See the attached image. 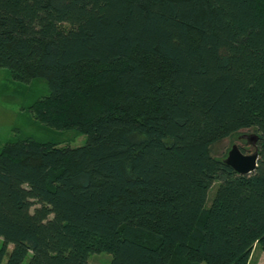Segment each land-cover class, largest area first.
<instances>
[{"label": "trees", "instance_id": "obj_1", "mask_svg": "<svg viewBox=\"0 0 264 264\" xmlns=\"http://www.w3.org/2000/svg\"><path fill=\"white\" fill-rule=\"evenodd\" d=\"M136 51L170 68L148 73ZM82 62L117 91L69 116L60 101L78 103ZM0 67L46 83L44 124L86 135L0 149V264L8 245L5 264H248L264 251V0H0ZM251 127L257 167L239 174L211 146Z\"/></svg>", "mask_w": 264, "mask_h": 264}, {"label": "rangeland", "instance_id": "obj_2", "mask_svg": "<svg viewBox=\"0 0 264 264\" xmlns=\"http://www.w3.org/2000/svg\"><path fill=\"white\" fill-rule=\"evenodd\" d=\"M65 24L63 27H66ZM135 56L146 66L148 73L165 72L170 68V63L146 51H136ZM101 68L89 62L78 64L70 73L72 81L69 83L71 95L77 96L78 103H73L65 95L62 107L66 108L68 115L72 116L68 110H81L87 104H99V97L107 95L103 99H108L113 93L116 94V88L112 85H96L94 76ZM7 68L0 67V149L8 142L23 135L34 136L35 138H45L56 133V138L61 141L60 145L80 146L86 142V135L76 132L73 128L67 130H56L44 124L37 113V109L48 102L49 90L46 83L42 80L18 78ZM75 88V89H74ZM105 92V93H104ZM100 95V96H99ZM111 95V96H110ZM99 96V97H98ZM58 102V101H57ZM257 130L254 127L244 128L232 136L226 137L211 146L213 156L225 160L233 147H239L245 154L256 153ZM215 182L211 188L210 197L207 206L210 205V199L217 187ZM145 242H151V239H144ZM152 243V242H151ZM2 239H0V246ZM12 245L6 247V252L1 264H5L8 253ZM111 255L108 253L92 254L89 258V264H109ZM25 261L23 264H26ZM248 264H264V251L261 246H255Z\"/></svg>", "mask_w": 264, "mask_h": 264}, {"label": "water", "instance_id": "obj_3", "mask_svg": "<svg viewBox=\"0 0 264 264\" xmlns=\"http://www.w3.org/2000/svg\"><path fill=\"white\" fill-rule=\"evenodd\" d=\"M225 163L232 167L239 174H250L255 171L257 167L258 154H245L241 148L233 147L227 158L224 160Z\"/></svg>", "mask_w": 264, "mask_h": 264}]
</instances>
